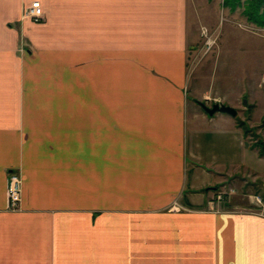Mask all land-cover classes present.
I'll list each match as a JSON object with an SVG mask.
<instances>
[{"label": "crops", "instance_id": "crops-1", "mask_svg": "<svg viewBox=\"0 0 264 264\" xmlns=\"http://www.w3.org/2000/svg\"><path fill=\"white\" fill-rule=\"evenodd\" d=\"M202 2L0 0V264H264V214L214 202L264 161L189 84Z\"/></svg>", "mask_w": 264, "mask_h": 264}, {"label": "rangeland", "instance_id": "rangeland-1", "mask_svg": "<svg viewBox=\"0 0 264 264\" xmlns=\"http://www.w3.org/2000/svg\"><path fill=\"white\" fill-rule=\"evenodd\" d=\"M247 1L232 9L225 0H203L192 10L189 84L210 101L241 100L243 107H228L237 108L235 119L246 125L241 128L244 139L259 154L255 145L264 142V28L248 20ZM221 194L223 200L214 201L221 209L264 214V164L254 171L242 169Z\"/></svg>", "mask_w": 264, "mask_h": 264}, {"label": "built area", "instance_id": "built-area-1", "mask_svg": "<svg viewBox=\"0 0 264 264\" xmlns=\"http://www.w3.org/2000/svg\"><path fill=\"white\" fill-rule=\"evenodd\" d=\"M27 16L36 23L43 21L44 13L39 2L32 4L31 8L27 12ZM7 195L9 209L12 211L19 210L22 196V178L20 175L14 173L9 175ZM218 200H222V195L218 197Z\"/></svg>", "mask_w": 264, "mask_h": 264}, {"label": "trees", "instance_id": "trees-1", "mask_svg": "<svg viewBox=\"0 0 264 264\" xmlns=\"http://www.w3.org/2000/svg\"><path fill=\"white\" fill-rule=\"evenodd\" d=\"M242 0H225V7H232V9L241 6ZM245 14L248 20L259 27L264 28V0H248L244 3ZM240 128H243L245 123H238ZM264 128V120H263ZM255 147L259 150V155L264 158V142H259ZM210 190V189H208ZM217 190V189H216Z\"/></svg>", "mask_w": 264, "mask_h": 264}, {"label": "water", "instance_id": "water-1", "mask_svg": "<svg viewBox=\"0 0 264 264\" xmlns=\"http://www.w3.org/2000/svg\"><path fill=\"white\" fill-rule=\"evenodd\" d=\"M202 108L204 109V111L209 115V116H213L216 113H223V114H227L231 117H236L238 115V112L236 109L225 106V105H220V104H215L213 107H206L205 105L202 104Z\"/></svg>", "mask_w": 264, "mask_h": 264}]
</instances>
